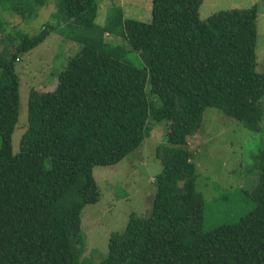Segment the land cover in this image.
<instances>
[{
	"label": "trees",
	"instance_id": "obj_1",
	"mask_svg": "<svg viewBox=\"0 0 264 264\" xmlns=\"http://www.w3.org/2000/svg\"><path fill=\"white\" fill-rule=\"evenodd\" d=\"M54 1L56 22L34 38L19 36L10 57L0 55V264H81V214L102 195L95 168L121 162L157 122L167 123L168 145L158 149L162 171L151 213L132 214L123 234L112 233L99 264H264V150L255 207L234 224L206 231L207 202L188 148L209 107L261 129L257 7L202 20L204 0H152L151 22L115 8L100 27L98 0ZM47 2L0 0V12L14 25L16 15L32 17ZM53 33L81 47L53 91H31L28 130L15 154L16 66ZM107 34L122 43H108ZM130 49L141 53L143 69L125 60Z\"/></svg>",
	"mask_w": 264,
	"mask_h": 264
},
{
	"label": "rangeland",
	"instance_id": "obj_2",
	"mask_svg": "<svg viewBox=\"0 0 264 264\" xmlns=\"http://www.w3.org/2000/svg\"><path fill=\"white\" fill-rule=\"evenodd\" d=\"M98 2L100 10L97 26H104L115 8L123 9L129 19L146 23L152 20V0ZM254 6L258 10L257 72L262 74L264 0H204L201 19L206 20L223 10L251 9ZM57 11L56 2L48 0L32 17L16 15L12 26L2 18L11 22L10 14L1 11L0 55L10 57L21 44L19 36L25 34L34 38L48 23L56 22ZM106 41L115 45L122 43L111 34L106 35ZM80 47L60 34L53 33L42 46L21 55L16 66L20 77L21 110L18 129L13 138L15 154L20 152L23 136L28 130L31 91H53L59 74L66 69L69 59ZM125 60L135 68L145 67L141 53L131 49ZM167 145V123L157 122L143 144L121 162L95 168V178L102 195L99 203L85 206L81 214V235L85 245L81 264H99L103 261L108 253L111 234H123L132 214L139 218L150 215L157 191L155 179L162 171L158 149ZM188 148L197 168V190L207 202L206 231L234 224L255 207L253 194L260 185L258 156L264 150V119L261 129L253 131L222 109L209 107L204 113L200 130L189 139Z\"/></svg>",
	"mask_w": 264,
	"mask_h": 264
}]
</instances>
